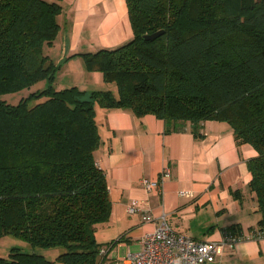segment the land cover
<instances>
[{"label": "trees", "instance_id": "16d2710c", "mask_svg": "<svg viewBox=\"0 0 264 264\" xmlns=\"http://www.w3.org/2000/svg\"><path fill=\"white\" fill-rule=\"evenodd\" d=\"M62 1L0 0V96L29 90L16 104L0 99V241L64 250L50 261L13 248L0 264H104L95 230L113 204L95 157L97 105L153 114L166 132L191 122L196 137L204 121L228 123L258 153L247 162L261 214L251 230L264 236V0H126L133 38L72 55L117 93L55 87L63 63L45 47L61 31ZM227 234L245 238L237 226Z\"/></svg>", "mask_w": 264, "mask_h": 264}, {"label": "crops", "instance_id": "0c3cea01", "mask_svg": "<svg viewBox=\"0 0 264 264\" xmlns=\"http://www.w3.org/2000/svg\"><path fill=\"white\" fill-rule=\"evenodd\" d=\"M62 6L61 31L53 46L45 47L55 63H63L55 87L117 93L101 72L87 71L83 59L72 55L114 49L133 38L126 0H63ZM96 119L102 142L95 157L113 204L110 220L95 230L96 242L107 248L104 262L139 252L144 237L165 217L178 234L224 243L215 264H264V236L252 233L261 214L247 165L258 153L249 144H238L228 123L204 121L201 137H196L191 122H179L176 131L166 132L164 120L153 114L139 118L130 109L97 105ZM165 168L171 174L162 180L160 193H148L142 180H161ZM181 191L192 196H181ZM132 200L142 207L133 215L127 211ZM144 211L153 214L154 222L143 221ZM232 226L240 227L245 238L225 243Z\"/></svg>", "mask_w": 264, "mask_h": 264}, {"label": "built area", "instance_id": "2783aa9c", "mask_svg": "<svg viewBox=\"0 0 264 264\" xmlns=\"http://www.w3.org/2000/svg\"><path fill=\"white\" fill-rule=\"evenodd\" d=\"M168 168L163 169L161 180L144 178L142 186L148 193H160L162 180L170 175ZM181 196H192L191 192L181 191ZM142 210L141 203L132 200L127 207L129 214L133 215ZM144 222H154L155 218L150 211H144ZM233 235L225 236V243L240 241ZM142 249L137 253H129L126 258L105 261L104 264H215L221 255L224 243L219 241H197L190 237L176 233L167 223L165 217L159 221L153 233L144 237ZM103 258L107 248L99 251Z\"/></svg>", "mask_w": 264, "mask_h": 264}, {"label": "rangeland", "instance_id": "374dc122", "mask_svg": "<svg viewBox=\"0 0 264 264\" xmlns=\"http://www.w3.org/2000/svg\"><path fill=\"white\" fill-rule=\"evenodd\" d=\"M43 86L44 84L41 83L38 86H36L35 89L42 88ZM28 91L29 90H24L23 92L2 95L0 96V99L6 100L7 102L12 103V104H16L20 98H22L28 93ZM13 248H18L28 253H36L39 255H43L45 258H47L50 261H54L56 259V256L64 252L62 248H58L56 250L55 249L54 250L53 249L44 250L40 248L34 249V248H31L28 243H26L25 241L19 238H16L13 236H6V237H3L0 241V257H8L10 250ZM54 251H57V252H54ZM56 264H60V263H56Z\"/></svg>", "mask_w": 264, "mask_h": 264}, {"label": "water", "instance_id": "95a60500", "mask_svg": "<svg viewBox=\"0 0 264 264\" xmlns=\"http://www.w3.org/2000/svg\"><path fill=\"white\" fill-rule=\"evenodd\" d=\"M163 32H164V31H158V32L153 33V34L145 35V36H144V39H145V40H154V39H156L157 37H159L160 35H162Z\"/></svg>", "mask_w": 264, "mask_h": 264}]
</instances>
